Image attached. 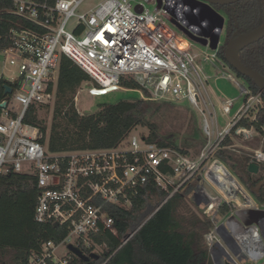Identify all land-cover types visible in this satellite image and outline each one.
<instances>
[{"label":"built area","instance_id":"built-area-1","mask_svg":"<svg viewBox=\"0 0 264 264\" xmlns=\"http://www.w3.org/2000/svg\"><path fill=\"white\" fill-rule=\"evenodd\" d=\"M8 1L11 8L1 9L0 18L9 14L15 19L6 20L11 25L0 35V176L34 178L35 222L67 229L62 241L43 242L26 264H75L78 258L69 245L80 251L92 247L91 254L97 255L101 246L91 236L100 230L116 232L107 207L129 209L138 188L149 182L168 194L166 201L192 179L205 200L201 213L210 225L204 240L211 264H264V205L218 158L221 151L236 152L233 139L258 137L259 147L243 155L259 172L264 165V123L260 131L254 124L264 101L260 91L249 89L218 57L220 40L212 50L209 43L201 46L178 36L165 20L183 22L169 11L167 0H104L83 13L77 10L85 0ZM61 56L90 77L91 97L135 91L141 100L186 105L197 112L206 140L201 152L192 158L132 133L110 149L48 151L40 128L24 120L31 107H53ZM205 65L220 74L214 80H227L237 97L219 99ZM122 79L132 80L138 89L123 88ZM217 112L225 120L223 128ZM216 164L234 178L253 208L227 200L207 180Z\"/></svg>","mask_w":264,"mask_h":264},{"label":"trees","instance_id":"trees-1","mask_svg":"<svg viewBox=\"0 0 264 264\" xmlns=\"http://www.w3.org/2000/svg\"><path fill=\"white\" fill-rule=\"evenodd\" d=\"M53 2V0H49ZM221 9L226 19V34L231 38L235 31L247 33L262 24L264 6L260 0H240ZM11 8L8 0H0V10ZM12 15L0 18V35L6 33ZM218 57L239 79L253 92H259L257 86L249 79L234 71L224 58L223 48ZM241 63L264 76V38L251 44L239 52ZM90 77L70 59L60 57L58 78L56 83L55 102L52 111V122L46 139V127L37 118L36 109L31 107L26 115L25 123L38 126L43 134L41 142L47 144L52 153L77 150L110 149L116 147L133 129L138 126L148 129L142 140L160 147H171L187 155L174 141L165 137L153 122L157 113L172 103L145 101L141 99L118 100L115 103H103L99 109L90 114H79L74 106V98L79 88ZM123 88L137 90L138 85L129 79H122ZM264 101V96L262 95ZM264 123V107L258 115V123L254 124L260 131ZM249 126L245 121L242 123ZM193 139L199 140L195 129ZM229 143V139H226ZM190 146V144H185ZM264 149V144H263ZM227 151H221L218 158L233 161ZM249 160L244 157L233 162L239 180L254 187L262 178L252 180L247 171ZM193 179L175 192L126 240L131 227L143 217L149 198L163 201L167 193L161 191L152 182L138 188L132 198V206L124 209L109 206L107 210L113 218L115 234L108 230H100L92 235V242L102 247L97 259L82 261L75 259V264H211L207 249L202 247L195 230L182 228L176 210L185 194L193 188ZM183 191V193H180ZM37 197L36 181L27 175L6 174L0 176V264H26L31 253L37 252L43 242L59 243L67 234L63 226L38 224L33 217ZM256 202L264 205L263 188L254 196ZM90 249L81 248L86 255Z\"/></svg>","mask_w":264,"mask_h":264},{"label":"rangeland","instance_id":"rangeland-1","mask_svg":"<svg viewBox=\"0 0 264 264\" xmlns=\"http://www.w3.org/2000/svg\"><path fill=\"white\" fill-rule=\"evenodd\" d=\"M104 0H85L77 13H83L96 7L99 3ZM218 14L225 19V16L218 12ZM261 22L264 24V11L261 17ZM165 23L168 27H170L178 36L186 39L190 42V39L183 34L179 29H177L171 22L166 21ZM220 42L223 44V40ZM198 48L200 46L196 45ZM205 71L208 75L211 76L209 80V85L213 88L218 98L223 100L225 98L233 99L237 97V90L224 78H218L214 80V76H219L216 72L209 66L205 65ZM226 71V70H225ZM231 72V71H229ZM232 73V72H231ZM234 74V73H233ZM93 86L92 82L84 83L80 89L78 90L75 98H74V106L76 111L79 114H90L94 113L99 109V105L103 103H115L118 100H131L138 99L139 94L135 91L130 92H114L109 95L100 96V97H91L87 94V88ZM239 103H236L235 108L232 110V113L236 110ZM186 105H177L172 104L171 106L163 107L157 115L153 118V122L160 129V132L167 137L168 139L174 141L180 148L184 149L192 158H196L198 154L201 152L204 147L206 140L200 132L199 122L200 116L194 110L185 107ZM52 111L53 107H39L36 109L37 118L43 122L46 127V133L49 134L50 126L52 122ZM217 124L220 128H223L225 125V120L223 117L219 115L217 112ZM197 130L199 140L193 139V132ZM132 135H136L138 137H143L148 134V129L145 127L138 126L131 131ZM233 143L236 145V152H229L233 157V161L225 159L222 161V164L226 167V169L234 175V177L239 180L238 175L236 174V170L232 169L230 165L240 158H244L243 153H248V149H257L260 145V139L258 137H254L250 141H243L241 139H233ZM185 144H190V146H185ZM251 175L252 180L260 179L264 176V165L259 166V172L256 175ZM240 183L251 193V189L253 187L249 186V184H244L243 181L239 180ZM194 188L189 194H185L183 199L179 202V205L176 210V215L178 220L182 224V228L188 231L195 230L199 240L201 242L202 247L206 248L204 236L209 231V221L206 217H204L201 213V205L205 204V200L198 195L196 191V180L193 181ZM264 192V187H263ZM180 193H183L181 191ZM252 194V193H251ZM254 200L256 199L254 194H252ZM164 202L160 201L158 198L151 197L147 201V207L143 214V217L139 218L136 224L131 227L128 235H133L138 228L161 206ZM63 248L59 250L62 252ZM102 247L97 250V252H101ZM98 253V254H99Z\"/></svg>","mask_w":264,"mask_h":264},{"label":"water","instance_id":"water-1","mask_svg":"<svg viewBox=\"0 0 264 264\" xmlns=\"http://www.w3.org/2000/svg\"><path fill=\"white\" fill-rule=\"evenodd\" d=\"M196 5L188 4L187 11L189 13V26L200 24L211 29L220 30L224 23L222 18L211 6H226L236 3L240 0H191ZM264 6V0H260ZM197 5H203L200 8ZM170 22L185 34L193 42L206 46L209 43L210 49L214 50L220 40V36L216 33L214 36L201 35L198 32L192 33L185 30L176 21L170 19ZM197 33V34H196ZM264 38V24L254 28L247 33H235L232 38L227 39L222 44L224 58L229 67L237 72L238 75L251 80L264 96V76L257 71L244 66L239 59V52L247 46L258 42ZM6 92L10 89L6 88ZM248 173L256 175L258 173V166L250 163L247 166ZM207 180L227 199L236 202L240 207L253 208L254 202L246 195L242 188L237 184L234 178L228 171L220 164H216L207 174ZM264 187V177L251 189V193L256 195ZM165 202V201H164ZM163 202V203H164ZM131 235L126 237L129 239ZM68 249L80 260L88 261L90 259H97L98 255H85L79 249L69 245Z\"/></svg>","mask_w":264,"mask_h":264},{"label":"flooded vegetation","instance_id":"flooded-vegetation-1","mask_svg":"<svg viewBox=\"0 0 264 264\" xmlns=\"http://www.w3.org/2000/svg\"><path fill=\"white\" fill-rule=\"evenodd\" d=\"M181 1V4H182V7H183V12H184V18H185V22L186 23H188L189 21V13H188V11H187V5L190 3V4H192V5H196L195 3H193L191 0H180ZM197 6H199L200 8H203V7H201V6H203V5H197ZM212 7V9L214 10V11H216V13H218V12H221L224 16H225V19H224V23H223V26H222V28L220 29V30H213V29H211V28H208V27H205V26H201L200 24H194V25H192L191 24V26H189L190 24V22L188 23V24H181V23H178L177 21V23L180 25V26H182L185 30H187V31H189V29L190 28H192V27H196V28H199V29H202V32L201 33H199V34H201V35H209V36H214L216 33L220 36V40L222 39L223 40V42L225 41V40H227V39H230V38H228L227 37V34H226V30H225V26H226V19H227V17H226V15H225V13L221 10V9H218L216 6H211ZM180 20V19H179ZM181 21V20H180ZM183 22V21H182ZM216 32V33H215ZM235 33H239V32H237V31H235L234 33H233V35L235 34ZM233 35H232V37H233ZM231 37V38H232Z\"/></svg>","mask_w":264,"mask_h":264},{"label":"bare ground","instance_id":"bare-ground-1","mask_svg":"<svg viewBox=\"0 0 264 264\" xmlns=\"http://www.w3.org/2000/svg\"><path fill=\"white\" fill-rule=\"evenodd\" d=\"M167 6H168V9L169 11L178 19H180L181 21H183L184 24H188L186 23L185 21V18H184V12H183V7H182V4H181V1L180 0H167ZM192 29L198 33H201L202 32V29H199V28H196V27H192ZM180 45L182 47H185V42H181Z\"/></svg>","mask_w":264,"mask_h":264}]
</instances>
